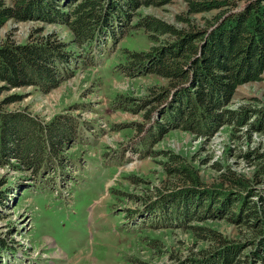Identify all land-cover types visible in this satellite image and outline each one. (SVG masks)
Returning a JSON list of instances; mask_svg holds the SVG:
<instances>
[{"label": "trees", "instance_id": "16d2710c", "mask_svg": "<svg viewBox=\"0 0 264 264\" xmlns=\"http://www.w3.org/2000/svg\"><path fill=\"white\" fill-rule=\"evenodd\" d=\"M171 1L0 0V27L10 19H40L64 24L72 34L64 39L55 30L42 33L39 27L30 39H0V164L13 163L37 175L41 166L65 161L75 133L72 116L45 121L27 108H7L24 95L16 91L1 98L3 91L36 85L48 92L77 70L82 48L112 49L133 28H144L154 39L162 36L149 50L123 47L119 62L129 75L156 73L168 79L169 85L155 97L164 104L154 142L175 128L210 139L223 127L232 142L253 141L254 133L264 137V107L231 106L239 85L263 78L264 0H187L185 13L178 15L185 24L180 26L140 12L142 6ZM201 12L211 13L201 22L192 18ZM234 149L229 145L225 160L216 161L220 172L212 184L184 153L169 147L154 150L167 175L161 176V186L146 185L147 190L155 189L149 208L159 214L151 221L154 228L165 222L169 231L139 228L138 246L158 256L172 255L174 241L167 243L162 235L169 237L180 226L193 245L181 264H264V141L243 151L250 171L232 168L227 158ZM128 175L133 182L147 181L136 173ZM118 190L113 187L115 196ZM221 219L237 224L236 236L224 230ZM7 247L0 236V249Z\"/></svg>", "mask_w": 264, "mask_h": 264}, {"label": "rangeland", "instance_id": "374dc122", "mask_svg": "<svg viewBox=\"0 0 264 264\" xmlns=\"http://www.w3.org/2000/svg\"><path fill=\"white\" fill-rule=\"evenodd\" d=\"M187 7V0H173L142 6L140 12L180 26L185 24L178 15ZM210 13L192 14V18L201 22ZM39 27L44 28L42 33L55 30L64 39L72 35L66 25L57 22L10 19L0 27V39H30ZM161 37L154 39L144 28L127 30L112 49L82 48L77 70L48 92L36 85L3 91L1 98L16 91L24 95L7 108H27L45 121L57 115L72 116L75 133L65 161L45 164L37 175L13 163L0 164V192H6L0 195V236L8 246L0 249V263L181 264L193 245L180 226L169 237L162 235L167 243L174 241L172 255L158 256L136 242L139 228L155 229L159 234L169 231L165 222L154 228L151 221L159 214L149 208V195L155 189L147 190L146 185L161 186V176L167 175L154 150L169 147L184 153L199 166L208 184L217 180L216 161L225 160L229 145L236 149L227 158L232 168L252 169L243 151L264 141L259 133H254L253 141L232 142L223 127L210 139L175 128L154 142L155 124L164 104L155 97L169 85L168 79L156 73L129 75L119 62L123 47L149 50ZM70 46L76 48V44ZM241 103L264 107V73L260 80L239 85L231 106ZM128 173L145 176L147 181L133 182ZM115 186L122 189L118 196L113 192ZM218 222L227 233L237 235V224L225 219Z\"/></svg>", "mask_w": 264, "mask_h": 264}]
</instances>
